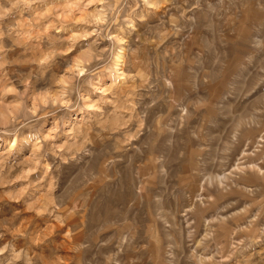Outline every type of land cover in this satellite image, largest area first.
Masks as SVG:
<instances>
[{
	"label": "rangeland",
	"instance_id": "rangeland-1",
	"mask_svg": "<svg viewBox=\"0 0 264 264\" xmlns=\"http://www.w3.org/2000/svg\"><path fill=\"white\" fill-rule=\"evenodd\" d=\"M0 264H264V0H0Z\"/></svg>",
	"mask_w": 264,
	"mask_h": 264
},
{
	"label": "bare ground",
	"instance_id": "bare-ground-1",
	"mask_svg": "<svg viewBox=\"0 0 264 264\" xmlns=\"http://www.w3.org/2000/svg\"><path fill=\"white\" fill-rule=\"evenodd\" d=\"M120 58H121V55L120 56H118V61L120 60ZM243 153V152H242ZM68 236V235H67ZM63 237V236H62Z\"/></svg>",
	"mask_w": 264,
	"mask_h": 264
}]
</instances>
